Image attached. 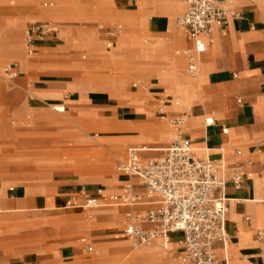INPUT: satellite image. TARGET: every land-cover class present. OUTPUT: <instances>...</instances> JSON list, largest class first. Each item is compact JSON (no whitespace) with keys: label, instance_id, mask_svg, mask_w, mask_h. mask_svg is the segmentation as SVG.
I'll return each mask as SVG.
<instances>
[{"label":"crops","instance_id":"1","mask_svg":"<svg viewBox=\"0 0 264 264\" xmlns=\"http://www.w3.org/2000/svg\"><path fill=\"white\" fill-rule=\"evenodd\" d=\"M54 1L0 0V65L13 68L17 78L11 85L27 95L8 118L0 117V264L179 262V233L168 236V252H132L131 244L119 238L126 206L102 200L99 206L86 210L66 206L71 197H78L82 203V190L88 197H95L98 190L120 197L129 179L116 167L115 173L111 171L113 161L103 166L94 183L73 175L65 162L71 151L64 142L74 141L77 152L89 153L85 149L89 140L80 137L71 125L50 127L43 123L53 117L56 124L76 123L88 130L98 118L114 120L124 127H147L157 138L150 145L138 144L141 135L137 132L99 137L123 142L124 161L131 148H146L142 158H158L174 135L156 122L157 114L147 104L150 98L163 100L169 117L180 114L179 103L187 106L183 138L194 153L222 161L226 174L234 167H240L244 174L239 190L231 183L223 190L228 207V246L214 245L221 264H264V0H232V9L241 18L231 19L224 35L215 28L211 44L203 39L206 48L194 81L186 74L184 57L176 55L188 47L176 24L186 11L184 0H145L144 5L126 0H63L77 3L68 20L46 16ZM101 2L128 14L127 19L135 20L136 26L101 22L96 15ZM39 20L63 30L37 43L36 57L28 56L26 27L31 21L42 22ZM98 26H115L116 30L108 37ZM134 40L149 44L151 49L157 46L159 54L143 59H129V53L125 54L120 63L134 76H129L124 86L129 98L119 102L91 81L102 79L107 84L105 78L114 75L107 55L115 48L128 50ZM109 42L112 48L107 47ZM171 55L175 57L170 59ZM135 76L147 79L146 88L144 80ZM6 90L0 86V94L7 97ZM52 108H61L63 113ZM64 113L68 114L66 119L61 117ZM34 122L40 124L28 125ZM39 136L43 140L52 136L55 143H44L41 151L33 149L30 145H37L34 138ZM12 145L15 150H10ZM131 182L134 191L140 192L137 180ZM144 209L136 207L135 211L142 214ZM156 242L162 245L161 240ZM86 246L92 248L91 255L82 251Z\"/></svg>","mask_w":264,"mask_h":264},{"label":"built area","instance_id":"2","mask_svg":"<svg viewBox=\"0 0 264 264\" xmlns=\"http://www.w3.org/2000/svg\"><path fill=\"white\" fill-rule=\"evenodd\" d=\"M126 1L134 3L137 0ZM184 4L186 11L176 24L183 31L188 47L177 51L176 55L184 57L186 74L195 79L206 48L203 39L211 44L215 28L224 35L229 21L241 17L232 9V0H184ZM97 28L108 37L116 30L115 26ZM59 32L60 27L49 21L30 24L25 36L27 55L33 56L37 43L57 36ZM107 47L112 48V43H107ZM2 73L3 81L8 84L17 78L11 66H6ZM165 109V102H159L157 115L161 120L168 118L174 140L158 158H142L146 148L128 150L126 160L116 167L129 179L120 197L107 196L102 190H98L95 197H88L82 190L79 196L83 202L78 197H71L66 206L86 210L99 206V200L118 203L128 208L119 238L127 240L132 248L150 247L156 240H161L162 249L168 252V236L179 233L182 235V255L179 262L172 260L171 264H221L214 245L221 243L224 249L228 246L225 232L228 207L223 190L227 183L239 190L244 174L240 167H234L226 174L222 161L197 156L189 141L183 138L189 111L182 108L177 117H168ZM53 110L63 113L61 108ZM134 179L140 192L134 191L131 182ZM136 207L145 209L140 214L135 211ZM82 251L92 254L89 246Z\"/></svg>","mask_w":264,"mask_h":264},{"label":"rangeland","instance_id":"3","mask_svg":"<svg viewBox=\"0 0 264 264\" xmlns=\"http://www.w3.org/2000/svg\"><path fill=\"white\" fill-rule=\"evenodd\" d=\"M114 1L115 3H117V1L115 0H111ZM139 2L140 5H144L145 4V0H137ZM77 3L76 1H74V3L72 2H68L65 3V1L63 0H56L54 1L53 4V12H54V16H60L63 19H72L71 15L74 9H76L77 7ZM66 9V10H65ZM63 10L69 11L67 14H65V12H63ZM49 11V9H48ZM48 11L46 13H48ZM76 13V12H75ZM96 15L97 18L100 19L101 22H108V23H119L123 26H132L135 27L136 26V21L133 19H127V15L126 13H122L119 11H116L113 8V5H104L103 2H101V4L97 7L96 9ZM46 16H51V15H46ZM73 20H76L73 18ZM39 21H44V20H39ZM34 22V21H33ZM32 24V21L28 23L27 28L29 27V25ZM100 25L105 26L103 23H99ZM63 28L60 27V31H62ZM123 38H128L125 36H120ZM149 44H142L140 42V40H134L133 42L130 43L129 45V49L128 50H121V51H117V49H113L108 55V60L109 63H111L114 66V69L111 71L113 75V77L111 78H105L107 81V84H104L102 79H93L91 81L92 84H94V86H96L97 88H100L101 92H105L110 98H113L117 101H121L123 98H129L128 95H125L124 93V86H125V82L128 79L129 76H134L132 73L131 69H128V67H126L124 64H121L120 61L125 59V54L128 52L129 53V59H143V58H155L158 56V47L155 46L154 48H149L148 46ZM123 48V47H121ZM133 50H138V53H133ZM172 57H175V55H171L170 59ZM8 66L7 64H2L0 65V86L3 88H7L6 90V96H4L3 94H0V117L4 120L6 118H8L10 116V114H12V112L14 111V108L18 105H20L21 103H23V101L26 99V94L22 93L20 91H18L14 86H12L11 84H8L6 82L3 81L2 79V75L1 72L2 70ZM136 77V76H135ZM137 78V77H136ZM137 80H144L145 82V88H146V84H147V79H141V78H137ZM195 80V79H193ZM102 88V89H101ZM135 96V95H133ZM11 99V101H10ZM150 101L148 104L149 109L151 108V110H153V112H156L157 114V110H158V105L159 102H155V100L152 98H150ZM163 101V100H162ZM179 101V100H178ZM181 109H187V106H183L179 103ZM44 107L48 108L50 110V108L46 105H44ZM181 109H179L178 111L180 112ZM53 111V108H52ZM165 112H169L168 109L164 110ZM65 116H67L68 114H64ZM62 119H66V117L62 116ZM169 117V116H168ZM158 120H156V122H161L163 124V128L169 132H171L172 134H174V131L172 130V128L169 126L168 124V118L165 120H161L158 115H157ZM56 120V118L50 117L48 122H43L44 124L49 125L50 127H65L68 125H71V128L78 132L80 137L89 140V142H87V146L85 149L89 150V153H82V152H77L76 151V146H75V142L74 141H66L64 142V147L69 148L71 151L69 154H67V157L65 159V162L69 163L70 165V172L81 178L84 182H91L94 183L95 181H97V173L103 168L104 165H106L107 163H110L113 161L112 163V169L111 171L113 173H115L116 171L114 170L115 167H117V165L121 162L124 161L125 158V152L123 153L122 157L121 154L123 152V147H124V143L123 142H119V141H113V142H108L104 139H101L99 136H103L100 134H114V133H125V132H103L106 128H118L122 125H120L119 123L115 122L114 120H105V119H98L95 118L92 122V126L86 130V128H79L77 126V124H71L68 122H62L60 124H56L54 123V121ZM13 122L15 120H10V122ZM39 122H34V123H29V126H33L36 127L37 125H39ZM16 128L18 127V125H15ZM14 127V126H13ZM143 129L144 132H154L152 129L147 128V127H141ZM18 129V128H17ZM19 130L21 131L22 129L19 128ZM131 132V131H130ZM141 135V138L138 139V144H145V145H150L154 142H157V140L154 141H150V142H145V140H143V135L142 132H137ZM36 140L35 143H38L37 145H34V147L32 145H30L33 149H43V145H45L44 143L47 142H53L55 143V139L52 138V136L46 137V139H42L40 138V136L38 138H34ZM101 142V145L98 143ZM170 144H168L167 146H169ZM28 147V145H27ZM10 150H15V145H12L10 147ZM25 149H29V148H25ZM41 151V150H40ZM111 151V152H110ZM118 155V156H117ZM38 159V158H37ZM42 160V159H41ZM36 162V161H33ZM42 162H46V161H42ZM30 163H32L30 161ZM108 175V173H106ZM80 237H84V236H80ZM80 237H77L80 238ZM85 238H88L87 236H85ZM91 240V239H90ZM125 244V243H124ZM134 249V248H133ZM161 251L159 248H153V249H141V250H132V252L134 253H144V252H149V251ZM85 255V254H83Z\"/></svg>","mask_w":264,"mask_h":264},{"label":"bare ground","instance_id":"4","mask_svg":"<svg viewBox=\"0 0 264 264\" xmlns=\"http://www.w3.org/2000/svg\"><path fill=\"white\" fill-rule=\"evenodd\" d=\"M53 9L54 8H50L48 13H46V15H51V16H54V12H53ZM66 10V9H65ZM65 10H63V12H65ZM33 57H36V56H33ZM198 72V71H197ZM193 80V79H192ZM194 81V80H193ZM66 114V113H64ZM64 114H62V116L64 117H67L65 116ZM142 132V135H143V140H145V142H150V141H154V140H157L156 138V134H155V131L154 132H144L143 129L141 127H136V126H120L118 128H106L103 132H106V133H109V132ZM100 145H101V142H98ZM111 152V151H110ZM118 156V155H117ZM106 194V193H104ZM2 211L0 210V213ZM14 212V211H13ZM153 248H159L161 251L163 250L162 247H161V244L159 243H153L150 247H145V248H134L135 250H141V249H153ZM180 248V247H179ZM178 259V257H177Z\"/></svg>","mask_w":264,"mask_h":264}]
</instances>
